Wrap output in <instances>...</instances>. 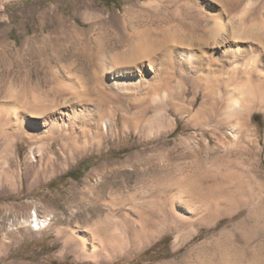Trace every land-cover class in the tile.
Instances as JSON below:
<instances>
[{
  "label": "bare ground",
  "instance_id": "obj_1",
  "mask_svg": "<svg viewBox=\"0 0 264 264\" xmlns=\"http://www.w3.org/2000/svg\"><path fill=\"white\" fill-rule=\"evenodd\" d=\"M50 11L67 46L63 50L41 51L58 40L45 31L54 24L46 19L41 33L20 46L0 33V55L19 67L6 70L0 84L7 98L0 104L1 139L11 148L16 136L25 138L32 166L38 161L34 151L38 157L46 151L51 161L54 141L61 138L71 151L99 149L130 130L145 143L131 158L104 164L98 172L102 181L106 172L137 177L135 192L116 195L120 201L104 198L87 178L96 213L84 229L64 230L78 258L98 263L142 254L168 233L177 253L201 235L199 229L263 203V189L257 194L252 189L255 183L264 187V173L251 119L254 112L264 113V0H148L108 16L86 3L70 18L58 5ZM105 30H114L119 51L101 47ZM74 43L80 47L72 51ZM174 116L201 139L196 134L179 137L174 147L166 141L146 147L173 131ZM35 222L38 230L49 227L38 217ZM227 227L209 239L221 240Z\"/></svg>",
  "mask_w": 264,
  "mask_h": 264
},
{
  "label": "rangeland",
  "instance_id": "obj_2",
  "mask_svg": "<svg viewBox=\"0 0 264 264\" xmlns=\"http://www.w3.org/2000/svg\"><path fill=\"white\" fill-rule=\"evenodd\" d=\"M160 1L165 3L167 0ZM139 2L146 3L148 0H0V33L5 32L10 42L20 46L27 37L41 33L40 24L44 19L54 23L55 16L50 14V7L54 5H58L59 12L65 18H70L76 6L86 3L92 4L108 16L123 12L125 7ZM45 31L47 34L51 32L54 36L58 35V40L46 42L41 46V51L52 53L53 50L67 48L62 41L63 36L59 34L58 24L54 23ZM116 31L122 35V30ZM113 32H103L106 39L100 45L106 52L121 49L112 40ZM69 47L74 51L80 45L74 43ZM11 62H14L13 58L0 55V84L6 80V70L12 67V71L17 72L19 69L17 64L12 65ZM6 101L7 98L1 92L0 104H5ZM199 103L200 100L195 104V109ZM174 118L177 126H174L173 131L146 147L159 148L163 141H166L167 147H174L179 142V137H194L198 133L188 126L184 118ZM121 125L118 120L119 130ZM251 126L259 141V165L264 173V113L254 112ZM142 136L141 133L130 130L125 134L120 133L116 140L105 141L99 149L89 146L86 150L79 148L76 151H71L67 140L61 138L54 141L51 161L46 151H42L41 157H38L36 151L33 152L38 160L36 166L30 164L31 144L25 138L16 136L9 148L0 136V264H163L182 258V264H222L225 261H230L231 264H264V200L261 204L251 205V211L236 213L231 219L222 218L210 229H199L196 235L200 232L201 235L188 242L177 253L173 251L174 235L168 233L157 240L161 241L154 248L142 254L131 252L124 257L98 263L78 258L72 251V246L66 244L64 230L68 225L84 229L90 221L88 217L96 213L97 206H91L92 201L86 188L87 178L91 180L89 185L95 187V191L100 192L104 198L120 201L116 195L125 196L128 190L130 193L135 192L140 186L136 183L137 177L128 180L123 175L106 172L102 181L98 172L104 164L124 162L142 151L145 147ZM205 137L211 145L214 144L209 134H205ZM197 139H201L200 134H197ZM259 188L263 189L261 194L264 197L263 186L256 183L252 186L255 194L259 193ZM100 209L104 213L108 208ZM37 217L42 224L49 222V227L38 230L36 222L34 223ZM31 221L32 228L29 226ZM226 226L228 233L219 237L221 240L218 237L209 239L213 233Z\"/></svg>",
  "mask_w": 264,
  "mask_h": 264
},
{
  "label": "trees",
  "instance_id": "obj_3",
  "mask_svg": "<svg viewBox=\"0 0 264 264\" xmlns=\"http://www.w3.org/2000/svg\"><path fill=\"white\" fill-rule=\"evenodd\" d=\"M112 3H115L114 1Z\"/></svg>",
  "mask_w": 264,
  "mask_h": 264
},
{
  "label": "built area",
  "instance_id": "obj_4",
  "mask_svg": "<svg viewBox=\"0 0 264 264\" xmlns=\"http://www.w3.org/2000/svg\"><path fill=\"white\" fill-rule=\"evenodd\" d=\"M34 223H35V221H34Z\"/></svg>",
  "mask_w": 264,
  "mask_h": 264
}]
</instances>
